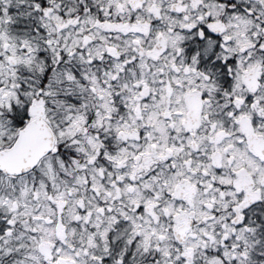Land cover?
Listing matches in <instances>:
<instances>
[{
    "label": "snow or ice",
    "instance_id": "obj_1",
    "mask_svg": "<svg viewBox=\"0 0 264 264\" xmlns=\"http://www.w3.org/2000/svg\"><path fill=\"white\" fill-rule=\"evenodd\" d=\"M0 264H264V0H0Z\"/></svg>",
    "mask_w": 264,
    "mask_h": 264
}]
</instances>
